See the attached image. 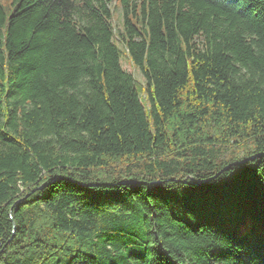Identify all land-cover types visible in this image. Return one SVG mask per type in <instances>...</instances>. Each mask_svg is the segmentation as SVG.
Listing matches in <instances>:
<instances>
[{
	"label": "trees",
	"instance_id": "16d2710c",
	"mask_svg": "<svg viewBox=\"0 0 264 264\" xmlns=\"http://www.w3.org/2000/svg\"><path fill=\"white\" fill-rule=\"evenodd\" d=\"M111 2L0 3V264H264V0Z\"/></svg>",
	"mask_w": 264,
	"mask_h": 264
},
{
	"label": "rangeland",
	"instance_id": "374dc122",
	"mask_svg": "<svg viewBox=\"0 0 264 264\" xmlns=\"http://www.w3.org/2000/svg\"><path fill=\"white\" fill-rule=\"evenodd\" d=\"M117 0H112L110 4V8L113 11V20H114V25L119 28L120 27V21H121V14H120V9H117L115 7ZM0 3L2 6L5 7V9H8L10 6V0H0ZM121 62L123 68L129 72L135 79L137 85L141 88L145 87V83L143 78L141 77L140 73L137 71V69L132 65L130 60L128 59L127 55L125 54V51L121 49Z\"/></svg>",
	"mask_w": 264,
	"mask_h": 264
},
{
	"label": "water",
	"instance_id": "95a60500",
	"mask_svg": "<svg viewBox=\"0 0 264 264\" xmlns=\"http://www.w3.org/2000/svg\"><path fill=\"white\" fill-rule=\"evenodd\" d=\"M204 182H197L196 184H203Z\"/></svg>",
	"mask_w": 264,
	"mask_h": 264
}]
</instances>
